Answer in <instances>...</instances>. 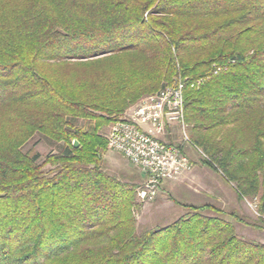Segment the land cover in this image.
Returning a JSON list of instances; mask_svg holds the SVG:
<instances>
[{
  "label": "trees",
  "instance_id": "1",
  "mask_svg": "<svg viewBox=\"0 0 264 264\" xmlns=\"http://www.w3.org/2000/svg\"><path fill=\"white\" fill-rule=\"evenodd\" d=\"M207 75L190 140L264 227V0H0V264H264L214 204L139 230V184L105 168L109 125ZM36 134L60 150L39 162Z\"/></svg>",
  "mask_w": 264,
  "mask_h": 264
},
{
  "label": "built area",
  "instance_id": "2",
  "mask_svg": "<svg viewBox=\"0 0 264 264\" xmlns=\"http://www.w3.org/2000/svg\"><path fill=\"white\" fill-rule=\"evenodd\" d=\"M222 68L217 67L214 73H219ZM188 84L199 88L204 79L190 81L179 77L173 84L142 97L120 120L108 126L106 138L110 149L121 153L146 176L137 188L142 203L153 202L164 181L176 180L192 169L186 145L210 160L199 146L191 142L187 131L184 90ZM175 123L181 126L182 139L170 142L165 136Z\"/></svg>",
  "mask_w": 264,
  "mask_h": 264
},
{
  "label": "rangeland",
  "instance_id": "3",
  "mask_svg": "<svg viewBox=\"0 0 264 264\" xmlns=\"http://www.w3.org/2000/svg\"><path fill=\"white\" fill-rule=\"evenodd\" d=\"M226 68V66H223L224 70H226ZM223 69L220 71V73L223 71ZM220 73H214L213 71V75H218ZM210 77L211 76L207 75L200 78L204 79L205 84L210 79ZM77 123L81 126L87 125V121L83 119H79ZM174 126L179 129L178 132L175 133V135L178 136H174V140L175 142L176 139L181 141V126L178 123H175ZM108 130L109 129L107 127L103 131L105 136L107 135ZM187 131L189 134L188 127ZM60 146L61 144L53 143L43 135L36 134L33 139L27 143L25 149H34L35 152H39L41 155L39 162H42L47 155L51 153H57L60 150ZM188 149H191L192 153H189ZM185 150L189 155L193 166L194 164L201 163V158L203 157L190 145H186ZM190 154L194 160H192ZM104 159L105 168L112 174L122 176V178H124L126 181L136 179L135 181L139 185L143 183V181L140 180V169L131 164L121 153L110 149L104 153ZM197 160L198 162L195 163ZM212 173H214L216 176L212 177L213 179L210 178L211 180L209 177L205 176L204 179L206 180L205 182L207 184L204 187L199 185L200 183L203 184V180L199 177L197 180H195L194 177L191 176V172H189L187 173V176L184 177V179L186 178V184H181L178 188L168 189L166 192L162 189V192H158L157 198L153 202L142 203V201H140L137 196V201L142 203L140 212H137L139 230L163 227L171 224L180 216L188 212V209L185 207L187 204L199 205L203 203H211L223 210L226 214L225 216L235 223L239 236L245 239L256 240L264 243V227L262 226L263 224L260 220L258 209L259 199H240L233 183H229L218 172ZM167 181L169 180H166L163 183H167ZM214 186L215 188H213ZM199 189L201 192L200 194ZM212 191L214 194L208 193ZM234 212L239 213L251 224L239 221L232 215ZM206 213L209 215L217 214L214 211H206Z\"/></svg>",
  "mask_w": 264,
  "mask_h": 264
},
{
  "label": "crops",
  "instance_id": "4",
  "mask_svg": "<svg viewBox=\"0 0 264 264\" xmlns=\"http://www.w3.org/2000/svg\"><path fill=\"white\" fill-rule=\"evenodd\" d=\"M130 108V107H129ZM128 108V109H129ZM127 109V110H128ZM178 128L176 127V126H172V127H170L169 129H168V134L165 136V138L168 140V141H170V142H175V140H174V138L175 137H177L176 135H175V133L176 132H178ZM175 136V137H174ZM173 139V140H172ZM179 139H176V142L178 141ZM188 152L189 153H192V151H191V149H188ZM191 155V154H190ZM191 158H192V160H194L193 159V157H192V155H191ZM198 162V160L197 161H195V163H197ZM140 171V180H142V181H144L145 180V178H146V176H145V174L141 171V170H139ZM189 172H191V176H193L194 177V179L195 180H197V178L199 177L200 179H202L203 180V184L202 183H200L199 185H201L202 187H204V186H206V180L204 179V177L205 176H207V177H209V179L211 178V179H213L212 177H214V176H216V175H214V173H212V172H215L213 169H211L210 167H208V166H205V165H203V164H201V163H199V164H194V166L192 167V169L190 170V171H188V172H186L184 175H182L180 178H178V179H176V180H169V181H167V183H163L162 184V186L160 187V192H162V189H163V191L165 190V192L168 190V189H172V188H178L181 184H186L185 182H186V178L184 179V177L185 176H187V173H189ZM217 174V173H216ZM189 177V176H188ZM202 177V178H201ZM210 179V180H211ZM209 182V181H208ZM208 186H210V185H208ZM190 188V187H189ZM213 188H215V186L213 187ZM203 189V188H202ZM201 192H200V189H199V194H200ZM209 194H214L213 193V191L212 192H208ZM203 204H207V203H203ZM211 204V203H210Z\"/></svg>",
  "mask_w": 264,
  "mask_h": 264
},
{
  "label": "water",
  "instance_id": "5",
  "mask_svg": "<svg viewBox=\"0 0 264 264\" xmlns=\"http://www.w3.org/2000/svg\"><path fill=\"white\" fill-rule=\"evenodd\" d=\"M73 145H74L75 147H78V146H79V141H78V140H74V141H73Z\"/></svg>",
  "mask_w": 264,
  "mask_h": 264
}]
</instances>
